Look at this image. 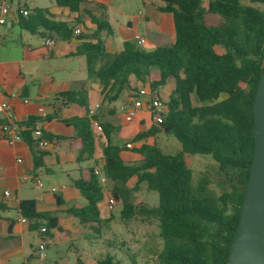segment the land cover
I'll return each mask as SVG.
<instances>
[{"label": "trees", "instance_id": "obj_1", "mask_svg": "<svg viewBox=\"0 0 264 264\" xmlns=\"http://www.w3.org/2000/svg\"><path fill=\"white\" fill-rule=\"evenodd\" d=\"M53 3L82 13L95 25L91 33L77 37L83 40L87 78L98 80L104 101H115L124 88H131L130 77L144 87L141 89L147 83L145 90L150 102L152 95L160 97V87L171 84L162 123L137 133L128 142L109 144L110 134L117 127L101 122L106 143L100 170L106 182L100 184L93 168L88 169L86 180L80 177L74 180L86 203L72 209V213L82 223H99L98 203L104 188H108L112 205H121L122 220L142 214L157 218L162 239L157 258L161 264H226L253 156L252 106L264 69V10L253 4H264V0H206V4L204 0H161L156 8L171 15L173 42L146 50L127 39L116 53H107L102 39L85 42L101 32L113 35L105 20L104 4L89 0H53ZM208 13L217 15L220 21L209 22ZM47 15L46 8L34 7L27 10V15L19 13L17 22L22 30L41 37L67 39L72 35L69 22ZM98 60L101 64L96 67ZM151 73L158 78L149 80ZM133 90L137 97L140 89ZM55 101L59 105L53 103L52 114L45 118H57L60 107L70 103L86 107L84 96L73 89L59 93ZM35 120L29 116L20 125L22 139L36 149L37 168L42 152L36 148L32 135ZM64 122L77 129L81 154L92 156L95 146L90 118ZM155 132L173 135L179 142V151L166 154L155 142L148 143ZM43 134L51 143L57 138L44 130ZM123 151L137 155L138 159L123 160L120 156ZM191 154H209L217 163L223 184L219 195L207 191L206 176L195 187L191 185V170L184 159ZM131 179L134 182L129 186ZM141 184L157 192L156 208L132 200V192ZM18 207L20 214L32 222L43 219L48 227L56 225L54 216L35 211L32 199L21 200ZM99 264L119 263L106 256Z\"/></svg>", "mask_w": 264, "mask_h": 264}, {"label": "crops", "instance_id": "obj_2", "mask_svg": "<svg viewBox=\"0 0 264 264\" xmlns=\"http://www.w3.org/2000/svg\"><path fill=\"white\" fill-rule=\"evenodd\" d=\"M89 1L102 3L106 6L105 20L110 24V5L105 0ZM11 2V0H0V3H7L9 6L6 23L0 24V90L3 92L1 99L7 100L11 104L14 120L19 124L24 122L27 117L34 116L37 125L46 133L57 136V138L52 141L49 147L40 150L42 152L41 164L40 167L35 168L34 159L38 156L36 149L30 147L23 139L9 145L0 132V264H80L82 257L83 263L99 264L100 260L95 257L96 252H89V254L81 256L78 247L74 246L72 241L92 237V234H95V229L99 230L100 223L103 221L108 222V225H105L108 228H111V223L116 222L112 213L115 205L109 207L111 198L109 189L104 188L103 190V194L106 195V205L102 206V211L98 203L99 223H82L71 210L80 208L86 203V200L75 188L73 181L79 177L86 180L89 168L100 169L103 161L102 148L106 140L103 133L97 132L91 126L94 132L95 149L90 157L85 153L81 154L82 144L78 131L73 124L65 123L64 120L88 118L87 107L99 102L100 107L95 113V118L100 123L109 122L116 126V131L110 134L109 144L122 145L137 133L150 128L145 127L144 123L145 117L148 116L151 119L150 112L143 106L131 121H126L118 111V106L121 103L130 104L134 95H130L126 99L127 93L124 88L115 100H119L118 103L104 101L98 80L88 79L87 71L85 78L81 80L56 81L53 70L59 69L58 63L63 57L76 53L84 55L81 48L83 40L73 35V29L80 27L81 33L87 34L95 28V25L91 24L82 13L71 12L66 7L55 6L53 0H45L41 6H30L17 0L16 7L12 12ZM160 3L161 0L159 3L145 2V13L135 17L134 22L126 16L123 21L130 31H123L120 37L116 38L114 31L113 35L108 36L101 32L94 39H86L85 42L95 43L102 39L105 51L116 53L121 49L122 41L132 40V35L139 33L146 38V44L143 47H149L151 50L157 46H169L174 39L173 22L168 13L157 10L156 6ZM34 7L46 8L47 16L54 20L69 22L72 35L67 39H57L52 36L54 45L48 48L44 44L46 35L41 37L38 34H30L22 30L17 22L19 11ZM141 17L145 22L144 31L138 29ZM150 17L153 19L152 22L148 20ZM39 31L44 32L42 28H39ZM97 63L99 66L101 61L98 60ZM157 78L156 73H151L149 76V80ZM129 84L131 88H126L132 91H134V87L135 89L144 88L133 77L129 78ZM132 85H134L133 88ZM145 87L148 89L147 83ZM162 87L166 90L165 99L162 98L161 87L158 89V93L165 101L171 84ZM71 89L75 91L81 89L87 93L85 108L70 103L60 107L57 118L47 119L38 114L37 108L42 105L46 115H51L54 108L53 103L56 102V105L60 103L55 101L57 95ZM34 95L37 99L33 97ZM43 97H50L53 101L45 104L42 101ZM25 98L29 100L28 103L23 102ZM139 115L145 117L136 119V124L133 125V121ZM0 118L3 119L1 113ZM147 142H154L153 136ZM120 156L123 160L138 159L137 155H131L126 151L121 152ZM91 161L92 164L89 163ZM85 163L88 164L85 165ZM23 177L26 178L25 181H21ZM36 179L41 181V186L36 184ZM133 182L131 179L129 186H132ZM52 188L55 191H51ZM4 191H8L9 195L5 196ZM25 199L34 200L36 212L54 216L56 225L48 227L43 219L29 223L20 222L21 214L18 205L21 200ZM118 222L124 223L122 219ZM43 225L47 227V256L44 260H39L36 257V246L42 234L38 228ZM98 254L101 256V253Z\"/></svg>", "mask_w": 264, "mask_h": 264}, {"label": "rangeland", "instance_id": "obj_3", "mask_svg": "<svg viewBox=\"0 0 264 264\" xmlns=\"http://www.w3.org/2000/svg\"><path fill=\"white\" fill-rule=\"evenodd\" d=\"M10 3L12 12L16 7L17 0H11ZM20 3H27L28 5L41 6L45 3V0H19ZM110 5V24L113 28L116 38L122 35L123 31L129 32L130 29L125 26L124 19L126 16L134 22L135 17H139L142 13H145L144 3H159L160 0H105ZM9 3V2H8ZM206 4V0H204ZM253 6L264 10V4L254 3ZM170 15V14H169ZM171 17V15H170ZM206 19L212 23H218L220 18L214 14H206ZM153 21L151 17L148 19ZM140 31L145 30V22L141 17L138 26ZM26 34V33H24ZM30 36V35H29ZM146 50H150L148 47H144ZM90 51V50H89ZM59 69L53 70L55 73V79L58 82H66L68 80H81L86 76V62L85 56L80 53L71 54L67 57H63L58 63ZM98 67V63L95 64ZM92 81L96 78H92ZM134 85H132V88ZM128 96L135 95V92L125 88ZM147 90V89H146ZM77 91L87 99L86 92ZM162 98L165 99L166 90L164 87L160 88ZM35 99L36 96H33ZM148 96H143V99H148ZM42 101L47 104L53 100L50 97H43ZM119 100L115 101L118 103ZM148 110V109H147ZM145 117L139 115L133 121V125L136 124V119ZM145 127L157 126V124L151 120L148 116L145 117ZM153 141L155 145L166 154H175L179 151L180 145L176 138L171 134H165L163 132H155L153 135ZM186 166L191 170V185L195 187L203 176H206L208 180L207 191L214 195H219L222 191V177L218 170V165L209 154H191L185 156ZM92 164V161L89 162ZM88 163H85V165ZM133 201H142L148 205L149 208H156L158 206V194L156 191L148 189L145 184H141L139 189L132 192ZM106 205V195L102 196L99 201V206L102 211V206ZM120 209L121 205L115 206L112 209V213L115 216L116 222L108 225L107 221L100 223L99 230L95 229V234L92 237L81 239L78 241H72V244L78 247L80 255H87L89 252H96L95 257L97 259L104 260L106 256L110 257L112 262H118L119 264H161L157 258L158 253L162 248V239L159 236L158 220L153 215H137L133 219L123 220V224H120ZM125 224V225H124ZM101 253V256L100 254ZM81 258L80 264L83 263Z\"/></svg>", "mask_w": 264, "mask_h": 264}, {"label": "water", "instance_id": "obj_4", "mask_svg": "<svg viewBox=\"0 0 264 264\" xmlns=\"http://www.w3.org/2000/svg\"><path fill=\"white\" fill-rule=\"evenodd\" d=\"M254 148L226 264H264V69L252 106Z\"/></svg>", "mask_w": 264, "mask_h": 264}, {"label": "built area", "instance_id": "obj_5", "mask_svg": "<svg viewBox=\"0 0 264 264\" xmlns=\"http://www.w3.org/2000/svg\"><path fill=\"white\" fill-rule=\"evenodd\" d=\"M9 12V6L7 3H0V24H5L6 23V14ZM22 15H27V10L26 9H21L19 11ZM81 29L80 27H76L73 29V35L78 36L81 34ZM132 40L135 42V44L139 47H143L146 44V38L139 34V33H134L132 35ZM44 44L48 47L51 48L54 45V40L50 37H47L44 39ZM148 96L147 91L145 89H140L138 91V96L137 97H132L130 100V104L127 103H121L118 106V111L123 115L124 119L126 121H131L137 112L145 106L151 115V119L156 123L160 124L162 123L163 116L166 113V104L165 101L156 95H152V101L150 102V98L148 99H143V96ZM3 96V92L0 90V113L3 114V121L0 123V132L4 139L6 140L7 144L11 145L14 142L21 140V131L23 130L22 126L14 120V115H13V108L11 104L7 100L1 99ZM149 97V96H148ZM28 99L25 98L23 99L24 103H28ZM100 103L95 102L94 104L90 105L87 107V115L90 118V124L95 129L97 132L102 131V125L101 123L94 117L97 109H99ZM37 112L41 117L46 116V112L44 109V106L40 105L37 108ZM32 135L34 138V143L36 148L38 149H44L49 147L51 142L47 137L44 136L43 134V129L37 125L35 122L34 128L32 130ZM17 161H20V159H17ZM93 174L96 175L99 179L100 184H105L106 178L101 172L99 168H93ZM26 178L23 177L21 181H25ZM36 184L38 186H41L42 183L39 179H36ZM51 191H55L54 188L51 189ZM4 195L8 196L9 192L4 191ZM112 206V200L111 198L109 199V207L111 208ZM19 221L22 223H29L30 220L24 216L21 215L19 218ZM39 232L42 234L40 237L38 244L36 246V257L39 260H44L47 256L46 254V245H47V238H46V231L47 227L45 225L40 226L38 228Z\"/></svg>", "mask_w": 264, "mask_h": 264}]
</instances>
